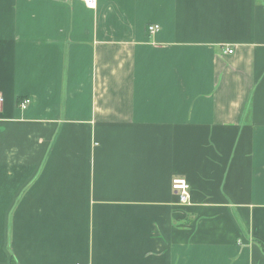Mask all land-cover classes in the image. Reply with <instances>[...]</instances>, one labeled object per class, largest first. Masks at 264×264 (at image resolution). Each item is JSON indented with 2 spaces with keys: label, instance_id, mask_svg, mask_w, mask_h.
Listing matches in <instances>:
<instances>
[{
  "label": "crops",
  "instance_id": "0c3cea01",
  "mask_svg": "<svg viewBox=\"0 0 264 264\" xmlns=\"http://www.w3.org/2000/svg\"><path fill=\"white\" fill-rule=\"evenodd\" d=\"M0 93V264H264V0H0Z\"/></svg>",
  "mask_w": 264,
  "mask_h": 264
},
{
  "label": "built area",
  "instance_id": "2783aa9c",
  "mask_svg": "<svg viewBox=\"0 0 264 264\" xmlns=\"http://www.w3.org/2000/svg\"><path fill=\"white\" fill-rule=\"evenodd\" d=\"M83 1H85V3L90 7H94L96 5V2H97V0H83ZM158 29H159L158 25H151L149 27V31L151 33H154ZM225 51L231 53L233 50L228 48ZM3 101H4V97L0 93V104H2ZM28 103H29V100L25 99L21 103V107L26 108ZM172 187L178 193L179 200L181 203H189L190 202L191 189H190V184L185 177H175L172 181Z\"/></svg>",
  "mask_w": 264,
  "mask_h": 264
}]
</instances>
